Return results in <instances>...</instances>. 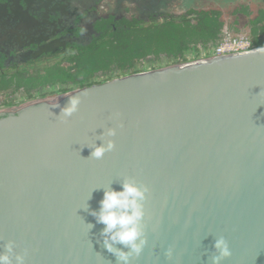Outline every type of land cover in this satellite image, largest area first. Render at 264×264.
I'll list each match as a JSON object with an SVG mask.
<instances>
[{
  "label": "water",
  "instance_id": "obj_1",
  "mask_svg": "<svg viewBox=\"0 0 264 264\" xmlns=\"http://www.w3.org/2000/svg\"><path fill=\"white\" fill-rule=\"evenodd\" d=\"M0 113V264H264V45Z\"/></svg>",
  "mask_w": 264,
  "mask_h": 264
},
{
  "label": "trees",
  "instance_id": "obj_2",
  "mask_svg": "<svg viewBox=\"0 0 264 264\" xmlns=\"http://www.w3.org/2000/svg\"><path fill=\"white\" fill-rule=\"evenodd\" d=\"M182 1L186 8L184 12L169 14L162 21L142 23L115 35H102L68 60L69 65L57 62L46 68L23 70L15 77L14 83L12 79H3L0 88L14 84L13 91L22 89L25 98L44 97L141 71L143 68L136 67L139 61H158L162 56L173 62L184 61L187 53L194 57L200 49H208L226 37L244 36L254 46L263 43L264 8L253 10L249 3L218 0L223 5L231 4L233 8L230 14L234 19L225 26L221 9L204 7L200 0ZM239 18H246V35L239 32ZM224 26L229 33H234L226 36ZM98 71L104 78H100ZM13 103L14 100L7 98L4 105Z\"/></svg>",
  "mask_w": 264,
  "mask_h": 264
},
{
  "label": "flooded vegetation",
  "instance_id": "obj_3",
  "mask_svg": "<svg viewBox=\"0 0 264 264\" xmlns=\"http://www.w3.org/2000/svg\"><path fill=\"white\" fill-rule=\"evenodd\" d=\"M111 1L0 0V85L3 79H12L14 83L23 70L46 68L57 62L67 66L68 60L102 35H115L142 23L162 21L166 15L186 9L183 1L175 5V0ZM103 3L108 10L100 13L98 8ZM223 30L227 36L226 27ZM13 86L0 88V109L10 107L4 105L6 97L16 92L24 96L22 89L14 92ZM8 112L0 110L1 114Z\"/></svg>",
  "mask_w": 264,
  "mask_h": 264
},
{
  "label": "rangeland",
  "instance_id": "obj_4",
  "mask_svg": "<svg viewBox=\"0 0 264 264\" xmlns=\"http://www.w3.org/2000/svg\"><path fill=\"white\" fill-rule=\"evenodd\" d=\"M106 1H111V0H106ZM114 1L115 0H112L111 3H116ZM164 1L165 2H170V0H164ZM200 1H201V3H203L204 7L211 6L213 8H217V9H221L222 10L223 11V15L222 16L225 17V26L228 25V23H230L234 19V17L230 14L231 10L233 9L231 4H228V5L224 4L223 5L221 3V1H218V0H200ZM252 1L253 0H238V1H236V3L237 2H239V3L240 2L241 3L242 2L249 3L250 7L253 10H256V8H258V7L264 8V0H261L259 2L257 0L255 2H252ZM181 2H182V0H175L174 4L175 5H180ZM102 5H103V7H99L98 8V12H100V13H103V12L108 10L106 3H103ZM245 23H246V18H239L238 27H239V30H240L239 32H241L242 35L243 34H245V35L247 34V28L244 26ZM230 33L233 34L234 32L231 31ZM261 45H264V41H263V43H261ZM213 46L214 45H211V47H213ZM211 47H209V48H211ZM209 48L205 49V50L200 49L198 51V53H197L198 55H195L194 57L190 53H187L186 54L187 58L184 61H189V60H193V59H196V58H201V57L209 55V53L211 52V49H209ZM162 57H165V56H162ZM173 63H176V62L170 61L168 59L161 58L158 61H151V62L139 61L137 63V65H136V67L138 69L143 68L144 70L145 69L147 70V69H155V68L171 65ZM98 74H99L100 78H104V76L100 75V73H98ZM116 77H118V76H116ZM112 78H114V77H112ZM74 88H78V87H73L71 89H74ZM50 95H55V94H49V95L47 94L46 97L50 96ZM6 98H9V100H14V103L10 107H1V109H0L1 111H4V109L7 110V109H11V108L17 107L20 104H23V103L31 100V99H28V98H25L24 96H22L21 92H16V93L12 94L11 97H6ZM36 98H38V97H36Z\"/></svg>",
  "mask_w": 264,
  "mask_h": 264
},
{
  "label": "built area",
  "instance_id": "obj_5",
  "mask_svg": "<svg viewBox=\"0 0 264 264\" xmlns=\"http://www.w3.org/2000/svg\"><path fill=\"white\" fill-rule=\"evenodd\" d=\"M254 47L250 39L244 36L226 37L216 43L211 49L209 55H222L234 52L245 51Z\"/></svg>",
  "mask_w": 264,
  "mask_h": 264
}]
</instances>
